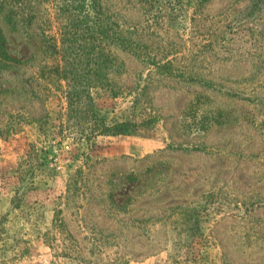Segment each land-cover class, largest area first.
Instances as JSON below:
<instances>
[{"label": "rangeland", "instance_id": "obj_1", "mask_svg": "<svg viewBox=\"0 0 264 264\" xmlns=\"http://www.w3.org/2000/svg\"><path fill=\"white\" fill-rule=\"evenodd\" d=\"M1 19L25 60L0 81V260L264 264V0H0ZM63 53L98 64L97 117L135 129L74 136Z\"/></svg>", "mask_w": 264, "mask_h": 264}, {"label": "trees", "instance_id": "obj_2", "mask_svg": "<svg viewBox=\"0 0 264 264\" xmlns=\"http://www.w3.org/2000/svg\"><path fill=\"white\" fill-rule=\"evenodd\" d=\"M11 21V22H10ZM13 20L6 21L4 19L0 20L2 26L11 24L16 26V24L21 25L22 22H12ZM0 24V25H1ZM9 38L3 33L0 27V81L5 76H10L8 71L12 65L23 62L25 59H14L11 57L10 51L7 49L9 43ZM52 44V56L56 57L58 51L56 50V40L52 37L48 39ZM73 58L78 56L76 53H72ZM61 62L63 61V69H60L58 64L52 67V73L56 80L63 81L64 87L62 90V95L65 102V119L70 122L73 121L74 125L77 126L78 132H73L74 136L78 135L81 139L88 141L90 138L95 136H119L126 135L133 129L135 125L129 122H114L110 125H106L102 118L97 117L92 107L91 91L94 89L93 84L88 82V77L97 76L98 64L96 61L92 62L89 66L86 63L84 66H76L75 62L69 60V55L64 53L61 55ZM59 61V62H60ZM1 87V86H0ZM1 89V88H0ZM85 126V130L82 129ZM21 180V179H20ZM189 211L182 212V215H189ZM3 219L0 218V242L7 241L10 237L3 228ZM197 231V228H194ZM193 229V230H194ZM13 248L10 251L13 253L10 258L0 260V264H5L8 260L14 259L17 255L13 252ZM4 251H8L9 248H3ZM24 248L19 251L23 253ZM18 254V255H19Z\"/></svg>", "mask_w": 264, "mask_h": 264}]
</instances>
